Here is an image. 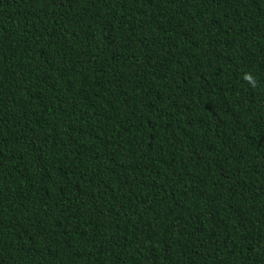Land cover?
Segmentation results:
<instances>
[{
  "label": "trees",
  "instance_id": "obj_1",
  "mask_svg": "<svg viewBox=\"0 0 264 264\" xmlns=\"http://www.w3.org/2000/svg\"><path fill=\"white\" fill-rule=\"evenodd\" d=\"M0 264H264V0H0Z\"/></svg>",
  "mask_w": 264,
  "mask_h": 264
}]
</instances>
